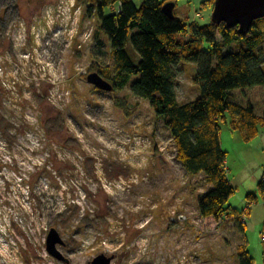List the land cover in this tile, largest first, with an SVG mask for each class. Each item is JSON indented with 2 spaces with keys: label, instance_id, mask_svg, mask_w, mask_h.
I'll list each match as a JSON object with an SVG mask.
<instances>
[{
  "label": "rangeland",
  "instance_id": "1",
  "mask_svg": "<svg viewBox=\"0 0 264 264\" xmlns=\"http://www.w3.org/2000/svg\"><path fill=\"white\" fill-rule=\"evenodd\" d=\"M205 1L174 0L176 17L210 24L214 7ZM96 6L0 0V264H91L99 255L112 264H238L243 245L264 264V200L257 191L264 128L247 142L231 130L230 114L221 123L234 188L228 205L239 213L250 207L245 232L233 219L202 218L198 200L211 186L176 159L150 101L131 91L138 77L111 92L88 82L100 69L115 76ZM259 26L264 31V19ZM258 52L264 59V40ZM197 71L196 63L177 64L180 104L200 97ZM248 194L257 203L249 205ZM51 229L64 242L57 249L65 260L47 251Z\"/></svg>",
  "mask_w": 264,
  "mask_h": 264
},
{
  "label": "trees",
  "instance_id": "2",
  "mask_svg": "<svg viewBox=\"0 0 264 264\" xmlns=\"http://www.w3.org/2000/svg\"><path fill=\"white\" fill-rule=\"evenodd\" d=\"M137 1L94 0L98 33L110 42L115 76L111 77L108 69H100L98 74L112 81L107 80L113 90L138 77L131 91L150 101L173 138L176 159L188 175H202L211 186L198 200L200 216L236 220L243 233V212L228 205L234 188L227 174L221 123L227 122L230 114L231 130L240 131L247 142L264 128V59L258 52L264 40L259 26L262 19L242 33L238 25L227 23L189 25L176 17L175 10L169 17L163 6L174 0H141L140 5ZM214 4L215 0L203 3ZM235 42L237 49L225 53L224 49ZM204 44L209 45L208 51ZM181 61L198 65L195 83L200 97L186 104L178 102L175 91L176 66ZM257 191L264 200V177ZM257 201V195H247L249 205ZM237 262L255 264L246 245L238 248Z\"/></svg>",
  "mask_w": 264,
  "mask_h": 264
},
{
  "label": "water",
  "instance_id": "3",
  "mask_svg": "<svg viewBox=\"0 0 264 264\" xmlns=\"http://www.w3.org/2000/svg\"><path fill=\"white\" fill-rule=\"evenodd\" d=\"M176 3L171 1L163 6L164 13L174 16ZM264 19V0H215L212 23H227L231 26L238 25L242 33L248 32L256 20ZM88 82L95 88L107 92L113 90V86L100 74L92 73L87 77ZM57 244L64 245L59 233L51 229L47 237V251L59 261L65 257L57 249ZM113 258L99 255L91 264H112Z\"/></svg>",
  "mask_w": 264,
  "mask_h": 264
},
{
  "label": "built area",
  "instance_id": "4",
  "mask_svg": "<svg viewBox=\"0 0 264 264\" xmlns=\"http://www.w3.org/2000/svg\"><path fill=\"white\" fill-rule=\"evenodd\" d=\"M246 210H248V209H246ZM246 210H245V212H244L243 215H242V220H243L244 223H245V220H246L247 217H248V214H247V211H246ZM262 239H263V242H264V235H263Z\"/></svg>",
  "mask_w": 264,
  "mask_h": 264
},
{
  "label": "crops",
  "instance_id": "5",
  "mask_svg": "<svg viewBox=\"0 0 264 264\" xmlns=\"http://www.w3.org/2000/svg\"><path fill=\"white\" fill-rule=\"evenodd\" d=\"M233 132H240V131H233ZM240 133H241V132H240ZM241 134H242V133H241ZM242 135H243V134H242ZM226 162H227V161H226ZM248 208L250 209V207H248ZM248 208H247V209H248ZM249 214H250V210H249ZM249 214H248V215H249Z\"/></svg>",
  "mask_w": 264,
  "mask_h": 264
}]
</instances>
